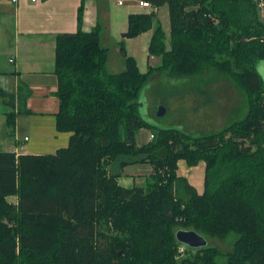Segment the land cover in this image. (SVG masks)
<instances>
[{
  "label": "trees",
  "instance_id": "trees-1",
  "mask_svg": "<svg viewBox=\"0 0 264 264\" xmlns=\"http://www.w3.org/2000/svg\"><path fill=\"white\" fill-rule=\"evenodd\" d=\"M168 5L169 42L156 12L132 13L123 37L154 29L149 46L160 63L142 72L120 51L125 69L108 68L101 28L56 36L59 111L56 126L71 132L54 153L0 152V264H264V17L257 0H149ZM231 78L246 116L215 132L194 135L158 128L139 145L148 123L138 99L154 73ZM10 93L0 85V96ZM15 112L8 113L14 126ZM205 161L203 193L182 175ZM153 166L147 188L118 183L128 165ZM11 197H13L11 199ZM227 238L232 251L207 245L179 260L178 229Z\"/></svg>",
  "mask_w": 264,
  "mask_h": 264
},
{
  "label": "crops",
  "instance_id": "crops-1",
  "mask_svg": "<svg viewBox=\"0 0 264 264\" xmlns=\"http://www.w3.org/2000/svg\"><path fill=\"white\" fill-rule=\"evenodd\" d=\"M83 1V30L91 31L99 26L101 36L116 38L120 53L123 40L128 55L136 59L142 72L160 63V57L149 53L153 28L136 37L122 35L128 30L130 14L152 12L136 0H127L124 5L117 0H0V85L10 93L6 98L0 96V152L43 154L68 146L72 133L60 132L56 126L59 111L56 36L78 30V11ZM154 12L163 27V22L169 21V29L164 27L169 39L168 5L158 6ZM153 59H156L154 64ZM10 111L15 112L14 126L8 125ZM23 132H26L24 139L21 138ZM183 162L187 164L184 159L179 161V175L185 176L199 193H203L206 164L201 161L203 168L200 162L181 172ZM125 169L118 178V183L125 188L141 183L146 177L143 171L146 169L130 172ZM199 171L202 185L200 180H195Z\"/></svg>",
  "mask_w": 264,
  "mask_h": 264
},
{
  "label": "rangeland",
  "instance_id": "rangeland-1",
  "mask_svg": "<svg viewBox=\"0 0 264 264\" xmlns=\"http://www.w3.org/2000/svg\"><path fill=\"white\" fill-rule=\"evenodd\" d=\"M168 22L167 19L163 22L166 29H169ZM102 40L103 44L109 48L108 68L114 72L124 70L125 63L123 56L118 51L119 46L116 38L104 34ZM153 60L154 64L156 59ZM257 69L264 80V60L258 64ZM202 75L191 78L176 77L168 73L152 75L138 99L140 103L138 114L148 123L146 127L136 131L135 140L139 145L152 140L154 138L152 134L158 128H178L194 135H206L246 116L247 104L245 99L241 100L243 95L233 84L231 78L216 70H209ZM161 105H164L165 112L158 115ZM25 133L21 134L22 139H24ZM203 162L205 163V161ZM203 162L200 163L202 168ZM138 164L141 166H137ZM138 164L128 165L125 170L130 172L141 168L146 169L143 170L146 177L142 178L141 183L137 185L147 188L149 181L152 180L149 176L153 172V166L149 163ZM188 166L183 162L180 171L183 172ZM196 174L195 180H200L202 185V173L200 174L199 171ZM205 236L208 245L219 248L224 254L233 250L238 238L236 233H231L225 239L207 234ZM191 255L192 253L187 247L186 251L178 258L181 260Z\"/></svg>",
  "mask_w": 264,
  "mask_h": 264
},
{
  "label": "water",
  "instance_id": "water-1",
  "mask_svg": "<svg viewBox=\"0 0 264 264\" xmlns=\"http://www.w3.org/2000/svg\"><path fill=\"white\" fill-rule=\"evenodd\" d=\"M165 112L164 105H161L158 110V115ZM176 238L181 243L190 248H204L208 245L206 236L195 229H178L176 231Z\"/></svg>",
  "mask_w": 264,
  "mask_h": 264
},
{
  "label": "built area",
  "instance_id": "built-area-1",
  "mask_svg": "<svg viewBox=\"0 0 264 264\" xmlns=\"http://www.w3.org/2000/svg\"><path fill=\"white\" fill-rule=\"evenodd\" d=\"M14 1H17V0H14ZM139 5L145 9H150L151 11H157V6L154 5L151 1L149 0H136ZM258 1V5H259V8L262 12V14L264 15V0H257ZM118 4L120 5H124L127 0H117ZM11 61H13V58L11 59ZM154 136V134H152V137ZM187 249V246L184 245V244H180L179 245V248H178V251H179V254L177 257L181 256Z\"/></svg>",
  "mask_w": 264,
  "mask_h": 264
}]
</instances>
